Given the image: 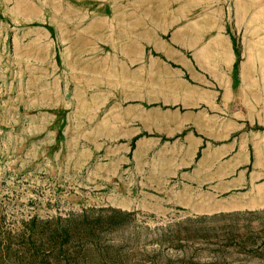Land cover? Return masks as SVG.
<instances>
[{"label": "rangeland", "instance_id": "374dc122", "mask_svg": "<svg viewBox=\"0 0 264 264\" xmlns=\"http://www.w3.org/2000/svg\"><path fill=\"white\" fill-rule=\"evenodd\" d=\"M217 8L262 48L245 121L141 83ZM0 264H264V0H0Z\"/></svg>", "mask_w": 264, "mask_h": 264}, {"label": "crops", "instance_id": "0c3cea01", "mask_svg": "<svg viewBox=\"0 0 264 264\" xmlns=\"http://www.w3.org/2000/svg\"><path fill=\"white\" fill-rule=\"evenodd\" d=\"M226 16L225 9L217 8L175 18L171 39L159 45L163 56H151L139 63L142 85L145 71L151 74L153 65L158 66L157 76L163 84L156 79V102L186 109L208 106L236 112L243 121L249 119L245 116L246 94H258L260 89L262 48L258 43L239 46L237 34L244 24L237 18L229 24ZM257 27L259 31V23Z\"/></svg>", "mask_w": 264, "mask_h": 264}, {"label": "trees", "instance_id": "16d2710c", "mask_svg": "<svg viewBox=\"0 0 264 264\" xmlns=\"http://www.w3.org/2000/svg\"><path fill=\"white\" fill-rule=\"evenodd\" d=\"M237 49H238V53H239V50H240V49H239L238 47H237ZM63 234H64V233L60 234V236H63ZM66 235H67V234H66ZM54 238H55V241H57V240H58V238H57V237H54ZM6 243H7V242H6ZM8 246H9V243H8Z\"/></svg>", "mask_w": 264, "mask_h": 264}]
</instances>
